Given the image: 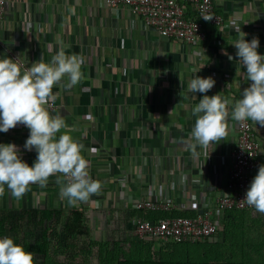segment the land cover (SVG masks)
I'll use <instances>...</instances> for the list:
<instances>
[{
  "label": "crops",
  "instance_id": "crops-1",
  "mask_svg": "<svg viewBox=\"0 0 264 264\" xmlns=\"http://www.w3.org/2000/svg\"><path fill=\"white\" fill-rule=\"evenodd\" d=\"M5 2L0 58L15 55L24 62L23 70L42 56L49 63L62 50L84 57V78L66 89L64 77L45 108L50 115L65 117L67 127L57 138L67 133L82 143L89 174L105 185L91 202L103 199L105 192L119 201L128 198L136 210L141 192L151 191L157 198L187 203L192 210L176 213L189 214L196 205L218 198L238 140L237 132L231 131L236 121L230 106L226 138L206 149L198 146L194 154L192 110L205 94L190 93L188 85L195 76H211L216 83L208 96L222 93L234 103L242 98L251 82L233 45L243 32L249 42L259 39L258 53L264 55V0L217 1L215 12L223 16L224 24L209 26L207 40L198 44L158 35L129 8L116 10L104 0ZM251 124L264 165V127ZM28 136L29 129L18 125L0 133V144L17 145L23 161L32 166L37 153L24 148ZM57 176L49 177L45 187L30 185L21 198L5 188L0 210L64 207Z\"/></svg>",
  "mask_w": 264,
  "mask_h": 264
},
{
  "label": "clouds",
  "instance_id": "clouds-1",
  "mask_svg": "<svg viewBox=\"0 0 264 264\" xmlns=\"http://www.w3.org/2000/svg\"><path fill=\"white\" fill-rule=\"evenodd\" d=\"M208 21V20H206ZM241 32L240 39L233 45L236 57L246 69L251 82L245 88L242 98L233 102L230 97L220 94L208 96L216 81L211 77L195 76L190 80L188 91L202 93L203 98L193 108L196 117L191 130L193 153L196 148H207L210 144L224 140L229 128V108L231 119L236 122L251 120L264 127V55L258 53L259 39L249 42ZM229 59L233 57L229 56ZM85 63L82 55H67L63 50L54 55L49 63L42 58L23 69L17 59L0 58V133H7L18 125L29 129L24 148L37 157L29 166L21 157V150L13 143L0 144V196L5 188L11 196L21 198L30 190V185L45 187L49 177L57 176L61 185V196L69 205L88 202L99 194L102 184L89 174V161L84 158V145L65 133L56 134L67 127L65 117L50 115L45 108L54 99L53 88L64 77L66 89L77 85L83 78L81 71ZM67 179V183L62 182ZM97 204L99 202H96ZM241 204L254 207L264 214V165L259 166L257 175L248 188ZM35 253L26 251L23 245L16 244L9 236L0 238V264H34Z\"/></svg>",
  "mask_w": 264,
  "mask_h": 264
},
{
  "label": "rangeland",
  "instance_id": "rangeland-1",
  "mask_svg": "<svg viewBox=\"0 0 264 264\" xmlns=\"http://www.w3.org/2000/svg\"><path fill=\"white\" fill-rule=\"evenodd\" d=\"M10 59H17L20 66L25 65L15 55ZM104 186L102 184L101 191H105ZM103 196L104 200L95 198L98 204L89 200L86 204L69 205L66 199L65 206L52 208L56 212L48 218L43 217L40 208L10 212L1 209L0 219L6 221L3 236L36 243L37 256L43 264H116V259L122 257L264 264V214L256 210L230 214L229 224L222 221L221 215L223 233L218 238L178 246L135 240L133 230L141 216L134 213L133 202L128 198L119 201L105 192Z\"/></svg>",
  "mask_w": 264,
  "mask_h": 264
},
{
  "label": "built area",
  "instance_id": "built-area-1",
  "mask_svg": "<svg viewBox=\"0 0 264 264\" xmlns=\"http://www.w3.org/2000/svg\"><path fill=\"white\" fill-rule=\"evenodd\" d=\"M219 0H104L109 7L118 10L129 8L140 17L146 27L158 35L186 44H198L207 40L209 26L224 24L223 16L215 12ZM5 0H0V18L5 16ZM195 13L193 17L189 12ZM208 20V21H206ZM231 131H236L238 140L231 152V164L219 196L214 202L201 203L194 213L180 215L177 210H192L187 203H178L168 197L157 198L151 191L141 192L135 202L138 210L159 212L156 217H138L133 233L136 239L162 243L200 242L217 234L222 228L216 213L223 210H255L241 204L253 178L261 166V144L256 137L250 119L235 122ZM208 165L212 163L209 157ZM62 177V174H59ZM67 183V179H64Z\"/></svg>",
  "mask_w": 264,
  "mask_h": 264
},
{
  "label": "trees",
  "instance_id": "trees-1",
  "mask_svg": "<svg viewBox=\"0 0 264 264\" xmlns=\"http://www.w3.org/2000/svg\"><path fill=\"white\" fill-rule=\"evenodd\" d=\"M189 12L192 14L193 17H197V15L195 13H192L190 10ZM63 179V178H62ZM64 181V180H63ZM65 183V181H64ZM66 184V183H65ZM43 217L45 215V217H51V215L53 214V212L56 210L51 209H43L40 208L38 209ZM135 214L140 215L141 217L147 218V219H151L156 217V215H159V212H154L151 210H134ZM242 211H248V210H240L237 211L235 209L233 210H223L221 212L216 213V218L219 221V224L221 225V222L224 220L225 224H229L231 222L232 219L228 218L230 217V214H240ZM180 215H187V213H180ZM221 215H223L222 221L219 218ZM44 217V218H45ZM5 218H1L0 219V237L3 236L4 232L6 231V225H5ZM223 227L222 229L218 230L217 234H214L212 236H210L209 238H206L200 242H194V243H190V242H182V243H175L174 245H178V246H189L192 244H201L202 242H209L212 240H215L216 238H218L223 232ZM47 232L45 231V233H43V236L45 237L44 234H46ZM135 240H139L136 239L135 236H133ZM139 241H144V240H139ZM14 242L16 244L19 245H23V247L25 248L26 251H31L35 253V258H34V264H43L41 262V260L38 259L37 253L39 251V248L37 246L36 243H30V242H21L18 240H14ZM116 264H244L242 261L239 262H233V261H225V262H203V261H196V260H189V259H185V260H170L169 258H161V259H153L150 257H122V258H117L116 259Z\"/></svg>",
  "mask_w": 264,
  "mask_h": 264
}]
</instances>
